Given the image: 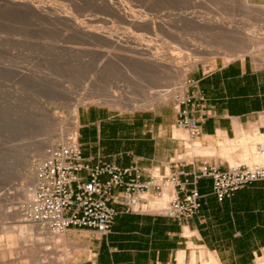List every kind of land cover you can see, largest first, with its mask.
<instances>
[{
	"label": "rangeland",
	"instance_id": "rangeland-1",
	"mask_svg": "<svg viewBox=\"0 0 264 264\" xmlns=\"http://www.w3.org/2000/svg\"><path fill=\"white\" fill-rule=\"evenodd\" d=\"M17 1L25 3V0ZM28 2L41 9V12H44L42 14L44 17L24 4L12 5L0 0V205L6 211L8 209L11 212L16 211L19 209V204L25 201L18 196L25 182L17 174L22 169L32 178L34 177L35 164L41 159L34 155V148L45 139L52 138L53 134L54 137L56 135L58 137L59 131L68 133L65 135V139L71 136L70 134H76L78 122L72 120L71 117V105L76 98L92 96L91 100H83L78 105V112L81 108L96 105L109 107L123 115L162 110L165 113L164 117L171 121L176 117L177 100L188 96L187 90L191 87L189 84L191 81H196L194 75L197 73L206 74L220 64L241 59V55L258 61L254 58L255 52L243 55L239 52L234 53L235 50L233 53L230 51L234 49V45L235 47L240 46L239 42V46L237 45V41L241 40V35L243 38L240 44L241 42L243 44V40L250 39L254 46H259L256 55H259V52L260 55L264 52V5L251 0H248V6H245L241 0H122L121 3L124 2L122 4L125 5V8L127 7L126 10L135 16L151 18L155 22L157 21V25L166 24L157 27L155 35L141 26L121 22V18L116 17L109 10L107 11V8L100 4L99 0H26V3ZM252 4L253 6H251ZM252 7L254 8L252 9ZM185 12L188 16H184ZM108 14H114V16H108ZM57 15L60 17L70 16L76 21L73 22L75 25L62 19H54ZM183 17L185 20H182ZM87 19L89 23H86ZM216 19L225 25L238 27L240 29L238 40L233 43L236 37L233 36L234 39L231 35L227 37V33L221 29L212 31L207 28L201 29L200 22L206 23V21ZM79 22H82V25L85 23L82 26L83 29L89 30L90 28L93 31L104 29L100 32H109L110 29H114L113 31H117L116 34L120 40L116 36H112L107 44L106 40L99 41L96 38L93 40L89 36L86 37L75 29L76 23L80 24ZM193 23H197V26ZM94 24L98 26L95 30L93 29L96 27ZM127 25L129 26L127 27ZM198 25L201 30L198 29ZM72 27L74 31H72ZM248 28L249 30H247ZM111 30L110 32H112ZM252 30L257 33L258 37L259 34L261 37L258 39ZM215 31V35H219V38L215 37ZM118 33L123 34L120 37ZM122 37L124 38L122 39ZM254 39L258 44H255ZM147 43L152 44V52L157 51L158 54L162 53L161 55L166 53L167 56H171L172 53L169 52L173 50V54L176 56L182 52V54H190L193 59L200 58L195 67H186L185 82L188 88L185 95L182 94L179 86L180 82L178 81L181 78L178 72L170 71L171 75L168 72L171 79H166L165 75L162 77L161 73L142 66L138 61V59L141 60V51ZM121 44L123 45L120 46ZM228 45L232 46V49H229ZM195 49L197 52L194 51ZM199 52L203 53V56L201 54L199 56ZM108 55L113 56L110 58ZM130 58L131 60H129ZM180 59V57L176 58V63L184 64ZM132 60H136L137 63ZM209 63H212L211 67L207 66ZM168 91H171L175 98H170L162 103H149V105L147 103L141 105L119 104L116 97L127 98L126 100L130 102L135 100L155 101L158 98H168L166 96ZM172 124L174 125V121ZM174 127L183 132V135H178L181 140V150L174 156L176 158L179 155L178 157H185L188 161L193 160L194 164L197 163L198 156L221 159L228 161L229 164L264 163V156L260 160L251 158L252 153H254L253 155L260 154L258 140L252 141L246 148L242 147L244 152L238 146V142L234 141L230 142L232 146L227 150L224 149V146H220L219 142L217 143L218 147H214L210 143L205 147L201 145L202 142L198 138L188 141L185 129L177 125ZM255 130L257 131V129ZM197 148L199 149L197 150ZM201 149H205V151ZM26 158H28V163L23 164ZM3 173L7 174L4 179L1 176ZM165 188L162 190V195ZM8 195L10 199L7 198ZM144 195L148 200L162 198V196H155L153 193ZM12 220L0 218V222L5 225ZM65 233H68L69 236L75 234V237L63 239L45 235L38 240L34 236L32 241L23 243L18 240L16 229L10 233H0V264H68L70 258L74 264L89 254L90 236L86 231L71 228ZM195 254L197 257L195 260L192 259L193 262L180 264H209L211 260H215L214 264H219L216 258L210 255L212 253L207 250L196 248ZM253 264H264V258H258Z\"/></svg>",
	"mask_w": 264,
	"mask_h": 264
},
{
	"label": "crops",
	"instance_id": "crops-1",
	"mask_svg": "<svg viewBox=\"0 0 264 264\" xmlns=\"http://www.w3.org/2000/svg\"><path fill=\"white\" fill-rule=\"evenodd\" d=\"M251 1L264 5V0ZM194 78L195 85L187 90L188 107L199 124L201 145L218 147L219 142L227 150L243 134L255 129L264 133V61L243 56ZM164 114L160 110L123 115L98 105L81 108L76 135L82 156L92 165L163 169L181 150L178 135H183L174 127L177 116L169 121ZM206 160L221 169L229 164ZM196 162L185 169L196 170L200 163ZM198 188L201 206L186 221L122 212L107 235L82 229L90 236L89 254L74 264H180L192 261L196 248L212 253L219 264H253L264 258V180L247 184L222 201L211 193L210 178H201Z\"/></svg>",
	"mask_w": 264,
	"mask_h": 264
},
{
	"label": "built area",
	"instance_id": "built-area-1",
	"mask_svg": "<svg viewBox=\"0 0 264 264\" xmlns=\"http://www.w3.org/2000/svg\"><path fill=\"white\" fill-rule=\"evenodd\" d=\"M195 83L191 81L189 86ZM189 102L188 96L177 100L176 124L186 130L188 141H193L201 131ZM206 157L198 156L200 163L196 170L185 169L194 162L185 157L170 158L163 169L118 167L109 163L92 165L82 156L74 134L66 142L53 145L37 161L33 195L20 203L19 209L26 222L49 233L59 234L73 228L107 235L115 216L122 212L152 213L178 222L192 218L201 206L198 188L201 178H210L211 193L218 201L247 184L264 180V163L227 164L221 169ZM167 184L173 185L174 194L166 206L158 212L142 210L146 201L142 194L162 196Z\"/></svg>",
	"mask_w": 264,
	"mask_h": 264
},
{
	"label": "bare ground",
	"instance_id": "bare-ground-1",
	"mask_svg": "<svg viewBox=\"0 0 264 264\" xmlns=\"http://www.w3.org/2000/svg\"><path fill=\"white\" fill-rule=\"evenodd\" d=\"M5 2V3H8V4H24V5H26L27 7H30L32 10H34L37 14H43L41 11V9H39L38 7H34V6H32L31 4H29V2L28 3H26V0H25V3L23 2H19V1H17V0H1V2ZM21 1V0H20ZM121 1L122 0H118V1H114V0H99V2H101L100 4H103L106 8H107V11L109 10V12L111 11L112 13H114L115 15H116V17H119V18H121V20L120 19H118V20H120L121 22H125L126 24H130V25H137V26H141L143 29H145V30H147L148 32H155L156 33V29H157V27L159 28V26H164V25H166V24H164V25H160L159 24V22H158V24L159 25H157V21L155 22V20H152L151 18H148V17H144V18H139V17H137V16H135L132 12H130V11H127L126 10V8L123 6V4H124V2H122L121 3ZM35 2V1H34ZM39 2V1H38ZM241 2L245 5V6H248L249 5V3H248V0H241ZM96 3V2H95ZM7 4V5H8ZM99 4V3H98ZM23 5V6H24ZM41 6V5H40ZM251 6H253V4L251 5ZM29 8V9H30ZM248 8V7H247ZM250 8V7H249ZM254 7H252V9H253ZM260 8V7H259ZM59 9V8H58ZM63 11V10H62ZM41 12V13H40ZM56 12V11H55ZM55 12H54V14H55ZM60 12H61V10H60ZM70 12V11H69ZM110 12V13H111ZM173 12V11H172ZM59 13V12H58ZM64 13V12H63ZM71 13V12H70ZM69 13V14H70ZM186 13V12H185ZM187 13H188V11H187ZM187 13L186 14H184V13H182V14H184V16L185 15H187ZM114 14L112 15V14H108V16L110 15V16H114ZM170 14H172V13H170ZM263 14V13H262ZM40 15V16H41ZM46 15V14H45ZM181 15V14H180ZM43 16V15H42ZM54 16V15H53ZM182 16V15H181ZM188 16V15H187ZM264 16V15H263ZM44 17V16H43ZM99 17V16H98ZM173 17V16H172ZM62 19V20H65L67 23L68 22H70V24H72L73 22L75 23L76 21H74V19H72V18H70V16H68V15H65V16H58L57 15V17H55L54 19ZM115 18V17H114ZM161 18V17H160ZM178 18V17H177ZM155 19V18H154ZM171 19V18H170ZM174 19V18H173ZM175 19H176V17H175ZM198 19V18H197ZM93 21L94 20H96V19H92ZM98 20V19H97ZM109 20V19H108ZM113 20V19H112ZM180 20V19H179ZM182 20H185L184 19V17H183V19ZM231 20V19H230ZM100 21H103V20H101L100 19ZM110 21V20H109ZM161 21V20H160ZM164 21V20H163ZM171 21V20H170ZM237 21V20H236ZM55 22V21H54ZM72 22V23H71ZM78 22V21H77ZM105 22V21H104ZM172 22V21H171ZM174 22H175V20H174ZM173 22V23H174ZM177 22V21H176ZM73 23V24H74ZM80 24L82 23V22H79ZM86 23H89L88 22V19H87V22ZM95 23H96V21H95ZM98 23V22H97ZM115 23V22H114ZM163 23V22H162ZM165 23V22H164ZM168 23V22H167ZM80 24H77L76 23V26H75V29H77V31L79 32V33H81V34H83V35H86V37H88L89 36V38H92L93 40H94V38H96V39H99V41L101 40V41H104V40H106V42L107 41H110L111 39H112V36H116V38H119V36L116 34V32L115 31H113V30H111L112 32H110V30H109V32H105V31H103V32H100V31H102V30H104V29H102V30H100V31H98L99 29H96L95 30V28H97L98 26H96L95 24H94V26H96V27H94L93 29L95 30V31H93L92 29L90 30V28H89V30L88 29H83L82 28V26H84L85 25V23L82 25H80ZM170 24V23H169ZM194 25H196L197 23H193ZM200 27H201V29L202 28H207V29H210L211 31L213 30V29H216V30H220L221 29V31L223 30V32H225V33H227V37H229L230 35H231V37L234 39V37H236L234 40H233V43H234V41H236V40H238L237 39V36H239L238 34L240 33V29L238 28V27H231V25L229 26V25H225V24H223V23H221L218 19H216V20H213V21H206V23L205 22H200ZM232 24V23H231ZM238 24V23H237ZM75 25V24H74ZM88 25H90V24H88ZM92 25V24H91ZM98 25V24H97ZM67 26H68V24H67ZM71 26H73V25H71ZM115 26V25H114ZM129 25H127V27H128ZM197 26V25H196ZM132 27V26H131ZM130 27V28H131ZM134 27V26H133ZM136 27V26H135ZM134 27V28H135ZM167 28H169L168 26H166ZM173 27V26H172ZM200 27H199V25H198V29H200ZM136 28H138V27H136ZM164 28V27H163ZM166 28V29H167ZM195 28H197V27H195ZM243 28V27H242ZM101 29V28H100ZM118 29V28H117ZM120 29V28H119ZM140 29V28H139ZM171 29H173V28H171ZM200 29V30H201ZM70 30V29H69ZM106 30V29H105ZM115 30H116V28H115ZM122 30V29H121ZM203 30V29H202ZM210 30H209V32H210ZM242 30V29H241ZM247 30H249V28L247 29ZM72 31H74L73 30V27H72ZM71 31V32H72ZM76 31V30H75ZM76 31V32H77ZM158 31V30H157ZM161 31H164V30H161ZM167 31V30H166ZM165 31V32H166ZM169 31V30H168ZM208 31V30H207ZM75 32V33H76ZM120 32V31H119ZM174 32V31H173ZM204 34H206L205 32H206V30H205V32L204 31H202ZM218 32V31H217ZM243 32H244V30H243ZM252 32H255V31H253L252 30ZM251 32V33H252ZM125 33H127V32H125ZM155 33H154V35H155ZM161 33V32H160ZM203 33H201L200 32V34H203ZM214 33V32H213ZM245 33V32H244ZM71 34V33H70ZM119 34V33H118ZM123 34V33H122ZM122 34L120 35V37L122 36ZM152 34V33H151ZM150 34V35H151ZM175 34V33H174ZM211 34V33H210ZM216 34V31H215V33H214V35ZM218 34V33H217ZM247 34H248V32H247ZM257 33L255 32V34L254 35H256ZM79 35V34H78ZM149 35V36H150ZM153 35V34H152ZM160 35V34H159ZM177 35V34H176ZM213 35V36H214ZM224 35V34H223ZM244 35V34H243ZM252 35V34H251ZM264 35V34H263ZM81 37H82V35H80ZM137 36V35H136ZM166 36V35H165ZM168 36V35H167ZM216 36H218V38L220 37L219 35H215V37ZM226 36V35H225ZM234 36V37H233ZM253 36V35H252ZM251 36V37H252ZM257 36V38L259 39V37H261L260 36V34H259V37H258V35H256ZM124 37H125V35H124ZM124 37H122V39L124 38ZM147 38H148V36H146ZM171 37H173L172 35H171ZM180 37V36H179ZM178 37V38H179ZM226 37V38H227ZM250 37V36H249ZM83 38H85V36H83ZM127 38H128V36H127ZM146 38V39H147ZM150 38V37H149ZM170 38V37H169ZM242 38H243V36L241 35V40L240 41H242ZM87 39V38H86ZM129 39V38H128ZM130 39H132V38H130ZM154 39V38H153ZM168 39V38H167ZM172 39V38H171ZM240 39V38H239ZM264 39V38H263ZM263 39H261V40H263ZM85 40V39H84ZM116 40V39H115ZM114 40V41H115ZM119 40H120V38H119ZM135 40V39H134ZM148 40V39H147ZM175 40H178V39H175ZM205 40V39H204ZM255 40V39H254ZM253 40V41H254ZM89 41V40H88ZM91 41V40H90ZM114 41H111V42H114ZM123 41H125V42H127L128 40H123ZM131 41V40H130ZM137 41V40H136ZM150 41V40H149ZM180 41V40H179ZM183 41V40H182ZM224 41H226L227 42V40H224ZM240 41H237V45H238V42H239V47H235V45H234V49H232V46H229L230 48L229 49H232V50H230V51H232V53H233V51H234V53L236 52V54H237V52H239L240 54H247V53H250V52H255V54H253L254 55V58H256V59H258V61H264V52L260 55V52H259V55H256V51L258 52V49H259V46L258 45H256V46H254L253 45V43H252V41L249 39H246V41L245 40H243L244 42H243V44H242V42H241V44H240ZM256 42H255V44L257 43V40H255ZM116 42V41H115ZM181 42V41H180ZM185 42V41H184ZM229 42V41H228ZM258 42H260L259 40H258ZM104 43V42H103ZM119 43V42H118ZM133 43V42H132ZM142 43V42H141ZM146 43V42H145ZM231 43H232V41H231ZM87 44V43H86ZM95 44H97V43H95ZM107 44H108V42H107ZM106 44V45H107ZM115 44V43H114ZM114 44H112V45H114ZM124 44V43H123ZM123 44H121L120 46H122ZM139 44V43H138ZM143 44V43H142ZM141 44V45H142ZM149 43H147L144 47V49H142L141 47H140V49H142V51H141V60H139L138 58V61L142 64V66H144V67H147V68H150V69H152V70H154V71H156V72H158V73H161V75H163L162 77H164V75H165V77L164 78H166V79H171V77H170V75H171V73H170V71L172 72H178L180 75V81H178V82H180V84H179V86H180V89H181V92H182V94H184L185 95V93H186V90H187V85H186V82H185V76H186V71H187V69H186V67H195L196 66V64H197V62L198 61H200V60H198V59H200V58H194L193 59V57L190 55V54H188V53H185V54H182V52H181V54H178L179 56H176L175 54H173V50L171 51V52H169V50H168V52L169 53H172L171 54V56H167V54L166 53H164L165 55H161L160 53V55L158 54V52L157 51H155V50H153V51H155V52H152V50H151V48L153 49V47L151 46L152 44H149ZM182 44V43H181ZM188 44V43H187ZM190 44V43H189ZM188 44V45H189ZM197 44V43H196ZM225 44V43H224ZM229 44V43H228ZM258 44V43H257ZM261 44V43H260ZM110 45V44H109ZM119 45V44H118ZM127 45V44H126ZM136 45V44H135ZM183 45V44H182ZM219 45V44H218ZM233 45V44H232ZM100 46H101V44H100ZM116 46V45H115ZM159 46V45H158ZM191 46H193L192 44H191ZM191 46H189V47H191ZM195 46H197V45H195ZM110 47H112V46H110ZM133 47V46H132ZM186 47V46H185ZM121 48V47H120ZM119 48V49H120ZM123 48V47H122ZM136 48V47H135ZM160 48V47H159ZM200 47H198V50H200L199 49ZM124 49H126V48H124ZM139 49V50H140ZM158 49V48H157ZM190 49H193V48H190ZM201 49H203V48H201ZM121 50V49H120ZM134 50V49H133ZM159 50V49H158ZM167 50V49H166ZM204 50V49H203ZM116 51H118V50H116ZM123 51V50H122ZM163 51V50H162ZM188 51V50H187ZM194 51H196L197 52V49H195ZM260 51H262V50H260ZM263 51H264V49H263ZM121 52V51H120ZM125 52V51H124ZM127 52V51H126ZM125 52V53H126ZM129 52H131V51H129ZM135 52V51H134ZM112 53V52H111ZM169 53H168V55H169ZM238 53V54H239ZM113 54H115V53H113ZM120 54V53H119ZM199 54H201V52H199L198 53V55ZM203 54V53H202ZM201 54V56H203ZM239 54V55H240ZM104 55V54H103ZM110 55V54H109ZM108 55V56H109ZM126 55V54H125ZM133 55V54H132ZM131 55V56H132ZM196 55V54H195ZM197 55V56H198ZM105 56V55H104ZM113 56V55H112ZM112 56H109L110 58L112 57ZM117 56V55H116ZM124 56V55H123ZM129 56V55H128ZM127 56V57H128ZM130 56V57H131ZM140 56V55H139ZM200 56V55H199ZM232 56H233V54H232ZM232 56H231V58H232ZM133 57V56H132ZM131 57V58H132ZM135 57V56H134ZM178 57H180L181 59V61L182 62H184V64H177L176 63V58H178ZM241 57H243L242 55H241ZM107 58V57H106ZM126 58V57H125ZM131 58L129 59V60H131ZM105 59V58H104ZM132 59H134V58H132ZM136 59V58H135ZM136 59V60H137ZM136 60H134L135 61V63H137L136 62ZM179 60V59H178ZM133 61V60H132ZM133 61V62H134ZM206 62V61H205ZM211 62V61H210ZM213 63V62H212ZM212 63H209V65L207 64V66H209V67H211L212 66ZM208 67V68H209ZM170 73V75H169V73ZM166 96L168 97V98H165V99H162V98H158V99H156L155 101H150V100H135L134 102H130L129 100H126L127 98H123V97H121V96H116L117 97V101H118V103L120 104V103H124V104H136V105H141L142 103H147L148 105H149V103H151V104H155V103H162V102H166V101H168L170 98H175V96L172 94V92L171 91H168V93L166 94ZM87 99H89V100H91L92 99V96L91 95H89V96H86V97H78V98H76L74 101H73V103H72V105H71V112H72V115H71V117L73 118L72 120H74V121H76L77 122V117H78V105L83 101V100H87ZM145 105V104H144ZM67 133V132H66ZM70 133V132H69ZM68 134V133H67ZM67 134H65V132H62V131H59V133H58V137H54V134H53V137L52 138H47V139H45L41 144H39L38 146H36L35 148H34V150H33V152H34V155H36V156H38V157H44L46 154H47V151L49 150V148H51L53 145H55V144H57L58 142H61V141H67L70 137H72L73 135L72 134H70L71 136H69V137H66V139H65V135H67ZM258 140V144H260V146H261V148H260V154L259 155H253L254 153H252V159L253 160H260V159H262L263 158V156H264V133H259L258 131H256L255 130V132L254 133H252V134H247V135H241V137L237 140V142L243 147V148H246L248 145H250V143L252 142V141H257ZM191 147V146H190ZM199 148H197V150H198ZM202 151H205V149H201ZM179 156V155H178ZM177 156V157H178ZM235 161V160H234ZM28 163V158H26L25 159V162L23 163V164H25V163ZM18 175V177L22 180V181H24L25 182V184L23 185L24 187H22L21 188V191H20V193H19V197L21 198H23L24 200H29V199H31V197H32V195H33V190H34V177L32 178V176H30L28 173H25L22 169L20 170V172L17 174ZM1 176H3V179L5 178V176H7V174H1ZM1 185V184H0ZM167 187L164 189V192H163V195H162V198L161 199H157V200H148L146 197H145V195L144 194H142V197L143 198H145L146 199V201L143 203V205H142V210H144V211H147V212H158V211H161L165 206H166V204H167V202L169 201H167V199L171 196V194L173 193L174 194V188H173V185L172 184H167L166 185ZM173 191V192H172ZM173 194H172V196H173ZM171 196V197H172ZM9 197V195L7 196V198ZM170 197V198H171ZM4 199H6V198H4ZM8 199H10V198H8ZM167 201V202H166ZM9 210V209H8ZM6 211V210H3V207H1V205H0V218H2V219H13L12 221H9L8 223H7V225L9 224V223H11V224H9L8 226L7 225H5V224H3V223H1L0 222V233H10V232H12V231H14L15 229L17 230V232H18V240L19 241H21V242H23V243H26V242H30V241H32V239H33V237L34 236H36L37 237V239L39 240L40 238H41V236H45V235H49V236H51V237H62L63 239L64 238H70L71 236H73V237H75V234H72V235H68V233H59V234H53V233H49V232H46V231H44V230H42L41 228H39V227H37L36 225H33V224H28L24 219H23V217H22V215H21V212H20V209H17L16 211H14V212H11V211ZM5 221H7V220H5ZM3 222V221H2ZM5 223V222H4ZM35 238V237H34ZM22 243V244H23ZM90 244V243H89ZM197 257V254H193L192 255V259L193 260H195V258ZM213 259V258H212ZM193 260H192V262H193ZM211 260V259H210ZM214 260V259H213ZM212 261V260H211ZM211 261H210V263L209 264H214L213 262H215V260L214 261H212V263H211ZM74 261L73 260H71V258H70V260H69V262H68V264H72ZM216 263H217V261H216Z\"/></svg>",
	"mask_w": 264,
	"mask_h": 264
}]
</instances>
